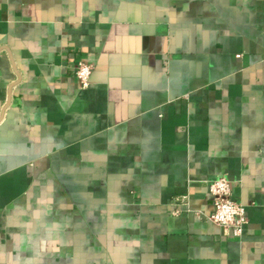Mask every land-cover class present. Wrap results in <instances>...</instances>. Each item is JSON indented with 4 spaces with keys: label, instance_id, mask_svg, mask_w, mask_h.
<instances>
[{
    "label": "crops",
    "instance_id": "obj_1",
    "mask_svg": "<svg viewBox=\"0 0 264 264\" xmlns=\"http://www.w3.org/2000/svg\"><path fill=\"white\" fill-rule=\"evenodd\" d=\"M0 264H264V0H0Z\"/></svg>",
    "mask_w": 264,
    "mask_h": 264
},
{
    "label": "built area",
    "instance_id": "obj_2",
    "mask_svg": "<svg viewBox=\"0 0 264 264\" xmlns=\"http://www.w3.org/2000/svg\"><path fill=\"white\" fill-rule=\"evenodd\" d=\"M94 65L84 60L76 64L75 74L83 90L90 87ZM209 192L213 199L214 211L209 221L224 229L225 233L241 238L247 224L244 206L232 198V183L222 176L209 184Z\"/></svg>",
    "mask_w": 264,
    "mask_h": 264
}]
</instances>
